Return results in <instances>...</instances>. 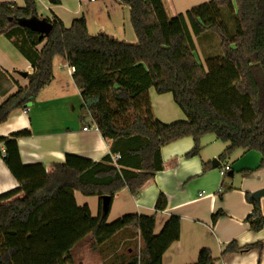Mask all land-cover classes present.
<instances>
[{"label":"trees","instance_id":"obj_1","mask_svg":"<svg viewBox=\"0 0 264 264\" xmlns=\"http://www.w3.org/2000/svg\"><path fill=\"white\" fill-rule=\"evenodd\" d=\"M23 1V6L0 3V36L29 61L33 73L26 77L27 86L0 105V124L15 107L34 104L58 58L74 69L81 111L110 142V154L97 162L67 155L48 171L21 161L17 139L29 137V130L0 137L3 162L19 184L0 194V264H74L73 248L89 235L105 264H162L164 253L179 241L180 218L170 217L157 235L155 215L128 214L108 223L114 197L122 189L132 195L145 189L165 169L161 149L185 137L195 144L187 157L199 156L201 139L214 135L228 144L221 159L238 150L257 151L264 166V0H211L174 17L163 0H117L129 8L136 43L92 35L84 17L70 27L56 16L41 18L36 0ZM226 17L234 21L233 32ZM31 19L50 23L51 33L44 36L21 24ZM208 33L219 38L221 54L202 63L194 37ZM151 89L172 94L186 120L165 124L155 119ZM209 168L204 164L203 172ZM75 191L99 198L97 217L87 205H77ZM103 197H109L107 211ZM246 200L254 207L246 221L252 231H261L258 201L249 194ZM166 208L167 198L160 194L155 210ZM222 215L215 214L213 223ZM137 238L142 243L138 254L119 253ZM262 249L261 243L240 247L234 241L221 258ZM195 264H215V259L203 249Z\"/></svg>","mask_w":264,"mask_h":264},{"label":"crops","instance_id":"obj_2","mask_svg":"<svg viewBox=\"0 0 264 264\" xmlns=\"http://www.w3.org/2000/svg\"><path fill=\"white\" fill-rule=\"evenodd\" d=\"M21 1L0 0V3L23 6L24 1L22 5ZM163 1L169 16L187 11L183 12V4L178 0ZM36 2L40 16H56L66 27L76 18L84 17L92 35L98 32L129 43L137 41L129 20V8L117 0H97L94 3L80 0ZM91 30L95 32L91 33ZM0 73L3 75H0V105L19 87L27 86V78L21 73H33L29 61L3 36H0ZM73 73L72 67L64 60L55 59L53 76L36 95L34 104L26 112L24 108L15 107L7 121L0 124V137H9L22 130L30 131L29 137L17 139L24 165L42 164L49 171L52 165L64 163L67 155L97 162L110 154V142L103 138L91 116L81 111L83 100L73 81ZM149 99L153 117L162 123L186 120L172 94L159 95L151 89ZM84 128L88 129L85 131ZM200 144V155L195 157H187L195 145L192 137L164 146L161 157L165 169L158 172L154 180L136 195L130 194L127 189L116 193L107 222L128 214L155 215L154 233L157 235L170 217H179V241L164 253L162 264H195L203 249L210 250L215 264H264V227L254 232L246 221L254 210L253 205L247 202L246 194L253 198L254 194L264 190L261 154L238 150L221 159L228 144L217 140L214 135L203 137ZM3 149L4 146L0 144V152ZM213 160H217L219 165L213 166ZM204 164L210 167L206 172H203ZM18 187L0 153V194ZM160 194L167 198V208L157 212L155 205ZM74 195L79 207L87 205L91 215L98 216L100 201L97 196L87 197L78 191ZM258 204L264 217V196L258 200ZM218 212L223 215L213 223L212 218ZM234 241L240 247L261 243L263 249L261 252L252 250L221 258L225 247ZM97 255L100 257L99 252ZM73 261L76 264L74 258Z\"/></svg>","mask_w":264,"mask_h":264},{"label":"rangeland","instance_id":"obj_3","mask_svg":"<svg viewBox=\"0 0 264 264\" xmlns=\"http://www.w3.org/2000/svg\"><path fill=\"white\" fill-rule=\"evenodd\" d=\"M180 3L183 4L184 11L189 10L195 6H199L204 3H208L211 0H178ZM23 4V1H21V5ZM44 13L45 11L42 10ZM47 14V13H44ZM45 16H41V18H44ZM80 18V17H79ZM76 18V19H79ZM228 28L233 32L234 31V21L229 18H225ZM71 24H67V27H70ZM95 32L94 30H91V33ZM98 32H95L93 34L97 35ZM3 38H5L3 36ZM194 42L196 44V55L199 58L201 62L204 63L206 56H216L221 54L220 50V40L219 38L212 34L208 33L206 37L197 39L194 38ZM6 40V39H4ZM142 248L141 241L137 239H133L131 241H127L122 245V247L119 250V253H124L130 256H133L135 254H138L140 249ZM98 252L96 250L92 249V240L91 236H89L85 241L80 243L76 248L74 249V252L72 253L73 258L76 261V264H105L104 258L100 255L98 257Z\"/></svg>","mask_w":264,"mask_h":264},{"label":"water","instance_id":"obj_4","mask_svg":"<svg viewBox=\"0 0 264 264\" xmlns=\"http://www.w3.org/2000/svg\"><path fill=\"white\" fill-rule=\"evenodd\" d=\"M21 24L25 27L30 28L32 31L37 32L39 34H42L44 36H48L52 31V25L44 20H38V19H31V20H25L22 21ZM23 77H27V73H21ZM213 166H218L219 162L217 160L212 161ZM262 196H264V192H258L253 195V199L258 201ZM109 203V197H103L102 199V209L104 211H107V205Z\"/></svg>","mask_w":264,"mask_h":264},{"label":"built area","instance_id":"obj_5","mask_svg":"<svg viewBox=\"0 0 264 264\" xmlns=\"http://www.w3.org/2000/svg\"><path fill=\"white\" fill-rule=\"evenodd\" d=\"M80 1H84V2H90V3H94L96 2L97 0H80ZM72 70L74 71V69L72 68ZM28 111V108L25 109V112ZM88 128H84V130L86 131ZM5 154V150L3 149L2 150V155L4 156ZM118 159V156H114L113 157V161L116 162V160ZM228 170V168H226ZM222 174H224V172H222Z\"/></svg>","mask_w":264,"mask_h":264}]
</instances>
